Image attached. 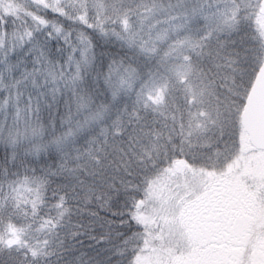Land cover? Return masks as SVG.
I'll return each instance as SVG.
<instances>
[{
	"label": "snow or ice",
	"instance_id": "6c2138e0",
	"mask_svg": "<svg viewBox=\"0 0 264 264\" xmlns=\"http://www.w3.org/2000/svg\"><path fill=\"white\" fill-rule=\"evenodd\" d=\"M0 264H264V0H0Z\"/></svg>",
	"mask_w": 264,
	"mask_h": 264
}]
</instances>
